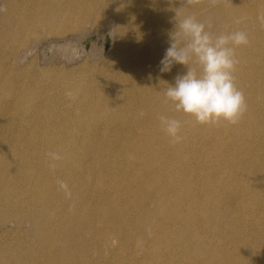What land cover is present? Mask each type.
<instances>
[{
    "label": "rangeland",
    "instance_id": "1",
    "mask_svg": "<svg viewBox=\"0 0 264 264\" xmlns=\"http://www.w3.org/2000/svg\"><path fill=\"white\" fill-rule=\"evenodd\" d=\"M76 1L0 0V264H221L219 247L230 251L232 264H264V22L257 18L264 0H104L121 18ZM37 2L56 12L42 33L21 26ZM178 8L208 20L215 35L247 34L248 43L235 49L234 83L245 103L236 123L198 124L166 102V85L158 87V79L172 84L186 71H159ZM52 44L83 52L66 61L48 54ZM150 46L158 49L150 51L158 61L152 71L135 80L114 75L116 66L126 70L123 57ZM161 115L181 121L179 141L163 131ZM31 131L33 154H12L10 135L25 139ZM50 152L61 159L50 160ZM76 175L80 186H69ZM56 181L67 185L50 191L56 210L32 201ZM29 212L46 222L58 214L65 220L43 239ZM224 226L231 231L225 241L213 239Z\"/></svg>",
    "mask_w": 264,
    "mask_h": 264
},
{
    "label": "clouds",
    "instance_id": "2",
    "mask_svg": "<svg viewBox=\"0 0 264 264\" xmlns=\"http://www.w3.org/2000/svg\"><path fill=\"white\" fill-rule=\"evenodd\" d=\"M194 2L185 0L189 4ZM174 12V27L168 33L169 47L160 61L159 71L170 72L173 65L184 66L186 71L177 75L172 84L157 80L158 87L161 83L166 85V102L201 125L236 123L245 103L234 83L235 49L248 43L247 34L237 30L214 35L194 16L183 14L180 8ZM257 18L264 22V13ZM159 119L166 135L174 142L179 141L181 121L166 115ZM47 155L52 161L61 159L55 152ZM60 187L67 189L63 182Z\"/></svg>",
    "mask_w": 264,
    "mask_h": 264
},
{
    "label": "bare ground",
    "instance_id": "3",
    "mask_svg": "<svg viewBox=\"0 0 264 264\" xmlns=\"http://www.w3.org/2000/svg\"><path fill=\"white\" fill-rule=\"evenodd\" d=\"M6 1V0H5ZM74 1V5H76L77 4V2L78 1H76V0H73ZM89 1H92L93 3H94V8H96V9H98V10H101V11H104V12H111L113 15H115V16H118L119 18H121L122 17V13H120L118 10H116V8H114V7H112V9H108L106 6H105V2H104V0H89ZM248 1V0H247ZM213 2V1H212ZM220 2V1H219ZM13 3V2H12ZM215 5H216V3H214ZM224 4V3H223ZM247 4V3H246ZM212 5V4H211ZM211 5H210V7H211ZM14 6V5H13ZM78 6V5H77ZM225 6V5H224ZM208 8H209V6H208ZM19 10V9H18ZM245 10V9H244ZM42 11L44 12V14H45V16L44 17H40L38 14H40V13H42ZM207 12H208V9L206 10ZM206 11H204V12H206ZM262 11V10H261ZM260 11V12H261ZM19 12V11H18ZM134 12H135V10H134ZM166 12V11H165ZM206 12V14H208ZM239 12H241L240 10H239ZM259 12V13H260ZM51 13V14H50ZM56 12H55V8L53 7V6H51V4L49 5H42L41 4V2H37V4L35 5V7H34V10L31 12V15H30V17L28 18V20H27V22H24V23H21V26H26V28L28 27L29 28V30H31V31H38L40 28H42L43 27V25L44 24H46V23H48V22H50L51 21V17H50V15H52V14H55ZM128 13V12H127ZM184 13V12H183ZM243 13V12H242ZM4 14V13H3ZM205 14V13H204ZM209 14H212V13H209ZM239 16L241 15L240 13H237ZM85 15H88V13L87 14H85ZM112 15V16H113ZM166 15V14H165ZM168 15V14H167ZM186 15V14H185ZM129 16V15H128ZM162 16V15H161ZM160 16V17H161ZM194 16H196L197 17V14L196 15H194ZM211 16V15H210ZM164 17V16H163ZM172 17V16H171ZM199 17V16H198ZM214 17V16H213ZM216 17V16H215ZM110 18H111V15H110ZM115 18V17H114ZM206 18V17H205ZM208 18H209V16H208ZM256 18V17H255ZM62 19V18H61ZM91 19H92V17H91ZM149 19V18H148ZM198 19V18H197ZM207 19V18H206ZM217 19V18H216ZM56 20H58V19H56ZM141 20V19H140ZM173 20V19H172ZM172 20H171V22H170V24L172 23ZM199 20H201V19H199ZM221 20V19H220ZM115 21H116V19H115ZM160 21V20H159ZM167 21V20H166ZM203 21V20H202ZM207 22H208V20H206ZM209 21H212V19L211 20H209ZM215 22H216V20H214ZM207 22H204L205 24L207 23ZM220 22V21H219ZM5 23H7V22H5L4 21V24ZM109 23V22H108ZM147 23V22H146ZM210 23V22H209ZM213 23V22H212ZM220 23H222V22H220ZM153 24H155V23H153ZM165 24V23H164ZM211 24V23H210ZM215 24H217V22L215 23ZM215 24H211L210 26L211 27H214L215 26ZM219 24V23H218ZM74 25V24H73ZM158 25H159V23H158ZM207 25V24H206ZM150 26V25H149ZM171 26V25H170ZM173 26V25H172ZM7 27H8V24H7ZM6 27V28H7ZM220 27V26H219ZM218 27V28H219ZM236 27V26H235ZM250 27V26H249ZM24 28V27H23ZM55 28V27H54ZM116 28V27H115ZM167 28H169V27H167ZM172 28V27H171ZM215 28H216V26H215ZM211 29V28H210ZM227 29V28H226ZM231 29V28H230ZM82 30V29H81ZM123 30V29H122ZM220 30V29H219ZM228 30V29H227ZM233 30V29H232ZM231 30V31H232ZM236 30V29H235ZM242 30V29H241ZM67 31H70V29L69 28H63L62 29V31L61 32H63V33H66ZM133 31H134V29H133ZM212 31H213V29H212ZM234 31V30H233ZM237 31V30H236ZM244 31V30H243ZM38 32H41V31H38ZM56 32V31H55ZM78 32V31H77ZM121 33H122V31H120ZM226 32H228V31H226ZM245 32V31H244ZM42 33V32H41ZM215 33H216V31H215ZM220 33H222L221 31H219L218 32V34H220ZM73 34V33H72ZM3 35V34H2ZM40 35V34H39ZM67 35V34H66ZM130 35V34H129ZM215 35V34H214ZM65 36V35H64ZM146 36V35H145ZM66 37V36H65ZM41 38V37H40ZM45 38V37H44ZM52 38V37H51ZM61 38V37H60ZM63 38V37H62ZM31 39V38H30ZM33 39V38H32ZM46 39V38H45ZM118 39V38H117ZM147 39V38H146ZM145 39V40H146ZM155 39V38H154ZM9 40H11V39H9ZM42 40H43V38H42ZM41 40V41H42ZM47 40V39H46ZM64 40V39H63ZM150 40H152L151 38H150ZM160 40V39H159ZM36 41V40H35ZM119 41V40H118ZM11 42V41H10ZM12 44V43H11ZM11 44H10V46H11ZM131 43H129V44H127V46L126 47H128V45H130ZM253 44V43H252ZM9 45V44H8ZM80 45V44H79ZM141 45V44H140ZM140 45H138V46H140ZM10 46H8V47H10ZM252 46V45H251ZM39 47V46H38ZM77 47V46H76ZM131 47V46H130ZM146 47V46H145ZM157 47V46H156ZM159 47V46H158ZM27 48V47H26ZM25 48V49H26ZM78 48V47H77ZM77 48H75V46H74V44H71V45H69V44H52V46H51V48H50V50L51 51H49L48 52V54H51V53H53V54H55L56 56H59L61 59H65L66 61H69V60H75V59H77V57H79L80 58V55L82 54V50H79V48L77 49ZM144 48V47H143ZM21 49H23V48H21ZM134 49V48H133ZM158 50L157 48H155L154 46H150V47H148V49H145V50H140V51H138L137 53H133V54H128L127 56H125V57H123V59L122 60H124V62H125V64H126V70H123V69H121L120 67H115V72H114V75H121V76H125V75H128V76H126L127 78H132V80H135V79H138V78H142V75H141V70L142 71H144L145 73H146V71H148V72H150V71H152L153 70V68H155V65L158 63V61H156L155 60V58H153L154 56H153V54H151L150 55V51H152V50ZM131 50V49H130ZM152 53V52H151ZM92 54H94V51L91 53V55ZM52 55V54H51ZM55 56V57H56ZM96 57V56H95ZM94 58V57H93ZM139 58H142V64H141V62L139 61ZM52 59H53V57H52ZM13 60V59H12ZM18 60V59H17ZM54 60V59H53ZM76 61V60H75ZM55 62V61H54ZM160 62V61H159ZM185 69V68H184ZM114 70V69H113ZM186 70V69H185ZM116 72H118V73H116ZM147 72V73H148ZM185 72V71H184ZM144 73V74H145ZM172 76H174V75H172ZM176 77V76H175ZM118 78H119V76H118ZM235 84H236V82H235ZM247 84V83H246ZM118 85V84H117ZM239 85H240V83H239ZM239 85H238V87H239ZM102 87H105V83L104 84H102ZM114 87H115V89H113L112 90V93L113 92H117V87H116V84H114ZM115 92V93H116ZM76 97V96H75ZM246 97H247V95H246ZM245 97V98H246ZM152 101V100H151ZM29 102V101H28ZM16 103H18V102H16ZM19 103H20V101H19ZM18 103V104H19ZM122 103V102H121ZM114 104H116V103H114ZM22 105V104H21ZM97 105V104H96ZM111 105V104H110ZM141 106V105H140ZM144 105H142V107H143ZM147 108H148V106H146ZM105 109V108H104ZM110 109H112V108H110ZM127 109V108H126ZM143 109V108H142ZM126 111H128V110H126ZM11 114V113H10ZM139 114H140V111H139ZM141 115V114H140ZM40 120H39V118H38V116H35L34 118H33V122L35 123V125H37V123L39 122ZM141 125V124H140ZM142 126V125H141ZM140 126V127H141ZM139 128V127H138ZM140 129V128H139ZM138 129V130H139ZM257 130V129H256ZM140 131V130H139ZM138 131V132H139ZM33 133V134H32ZM102 133H104V131L102 132ZM116 133H117V131H116ZM33 135H35V132H30V134L28 135V136H26V138L25 139H19L16 135H15V137H14V135L13 134H11L10 136L12 137V139H13V148H12V150H11V153L12 154H17V155H19V154H26V155H32L33 154V151L30 149L31 147H33L32 146V138H34V137H32ZM140 135V134H139ZM125 137H128V135L127 136H125ZM124 137V138H125ZM137 137V136H136ZM123 138V139H124ZM124 141V140H123ZM139 141V140H138ZM126 143H124V145H125ZM139 144H140V141H139ZM133 145H135V144H133ZM128 147V146H127ZM141 147V146H140ZM87 148V147H86ZM132 149V148H131ZM133 149H135V147L133 148ZM4 150H5V145H3L2 144V146L0 147V153H2V152H4ZM126 151H128V149L126 148L125 149ZM130 151V150H129ZM129 151H128V153H129ZM132 151V150H131ZM134 151V150H133ZM254 151H256V149H254ZM85 153V152H84ZM133 154V153H132ZM132 154H130L131 155V157H132ZM41 157V156H40ZM43 157V156H42ZM41 157V158H42ZM41 158H40V161H41ZM90 158V157H89ZM130 159V158H129ZM43 160V159H42ZM98 163V162H97ZM261 165V162L259 163V166ZM263 165V164H262ZM258 167V166H257ZM120 169V168H119ZM261 171V170H260ZM203 172V171H202ZM206 172V171H205ZM204 173V172H203ZM202 173V174H203ZM155 175V174H154ZM206 175V174H205ZM207 176V175H206ZM253 176V175H252ZM92 177V176H91ZM204 177V176H203ZM141 178V177H140ZM207 178V177H206ZM253 179V178H252ZM69 181H68V184H69V186H80V182H81V177L79 176V175H76V177H71V178H69L68 179ZM249 180H251V179H249ZM99 181H100V179H99ZM97 182V181H96ZM156 182V181H155ZM154 183V182H153ZM136 184V183H135ZM147 186V185H146ZM145 186V187H146ZM156 186V185H155ZM58 187H60V184L56 181L54 184H50V186L48 187V188H44L45 190H47V195H43V198H36V199H32V201H35V202H42V204L44 205V206H46L47 208H49L50 210H56L58 207H56L55 206V204H56V202H57V198L55 197V196H51V194H50V191H51V193L52 192H54L55 193V191H56V189L58 188ZM166 187V186H165ZM163 188V187H162ZM165 189V188H164ZM217 189V188H216ZM146 190H148L147 188H146ZM164 191V190H163ZM161 192V191H160ZM164 192H166V191H164ZM163 192V193H164ZM150 195V194H149ZM158 195V194H157ZM155 196L156 198H158V196ZM160 195V194H159ZM164 196V195H163ZM206 196V195H205ZM149 197V196H148ZM153 197V196H152ZM141 198V197H140ZM206 198H207V196H206ZM183 199V198H182ZM204 199H205V197H204ZM216 199V197L213 199V200H215ZM21 200L22 201H24V200H26L25 199V197L23 196V198L21 197ZM141 201V200H140ZM155 201V200H154ZM169 201V200H168ZM167 200H166V202H168ZM205 201H206V199H205ZM204 201V202H205ZM29 202L30 203H32L31 202V199H29ZM151 202V201H150ZM157 202V201H156ZM160 202V201H159ZM34 203V202H33ZM152 203V202H151ZM160 203H162V202H160ZM182 203V202H181ZM160 205V204H159ZM159 205H157V206H159ZM162 205V204H161ZM179 205V204H178ZM177 205V206H178ZM163 206L164 205H162V208H163ZM152 208V207H151ZM154 210V209H153ZM180 210V209H179ZM32 211V210H31ZM201 212H203V210H201ZM40 213V212H39ZM42 213V212H41ZM56 213H60V211H58V212H56ZM162 213V212H161ZM208 213H210V212H208ZM37 214V213H36ZM202 213H200V215H201ZM204 214V213H203ZM207 214V213H206ZM27 215H29L30 216V218H31V220L34 222V225H35V227H36V229H37V231L40 233V236L43 238V239H48V237H47V233L50 231V233H51V237H54L55 236V233L54 232H56V231H58V229L59 228H62V223L64 222V217L63 216H60L59 214H58V218H56V220L55 221H43V220H39L38 219V216L37 215H34L33 214V212H29V214H27ZM40 215V214H39ZM43 215V214H42ZM173 215H175V213L173 214ZM205 215V214H204ZM204 215H202L203 217H204ZM212 215H214V214H212ZM41 216V215H40ZM145 216V215H144ZM165 216V215H164ZM2 217V216H1ZM26 217H28V216H26ZM25 217V218H26ZM43 218V217H42ZM141 218V217H140ZM144 218V217H143ZM161 218V217H160ZM15 218H13V220H14ZM40 219H41V217H40ZM72 219H73V217H72ZM173 219V218H172ZM184 219V218H183ZM191 219V218H190ZM8 220V219H7ZM175 220V219H174ZM4 221V220H3ZM2 221V222H3ZM112 221V220H111ZM153 221V220H152ZM165 221V220H164ZM173 221V220H172ZM181 221H182V219H181ZM190 221V220H189ZM18 222H19V220H18ZM17 222V223H18ZM29 222H30V220H29ZM168 222V221H167ZM16 223V224H17ZM119 223V222H118ZM147 223V222H146ZM162 223H163V221H162ZM184 224H185V222H183ZM152 224V223H151ZM174 224V223H173ZM113 225V224H112ZM177 225V224H176ZM19 227V226H18ZM188 227V226H187ZM186 227V228H187ZM152 228V227H151ZM157 228V227H156ZM160 228V227H159ZM214 229H215V227H213ZM17 229V228H16ZM172 229V228H171ZM176 229H177V227H176ZM175 229V230H176ZM188 229V228H187ZM114 230V229H113ZM141 230V229H140ZM186 230V229H185ZM36 231V230H35ZM34 231V232H35ZM144 231V230H143ZM158 231H159V229H158ZM187 231V230H186ZM91 232V231H90ZM93 232V231H92ZM140 232V231H139ZM160 232V231H159ZM164 232V231H163ZM173 232V231H172ZM229 232H231L230 231V229L229 228H227L226 226H224L223 227V230H222V232H220L219 234H217L216 236H214V238L213 239H220L222 242L223 241H225V237L227 236L226 235V233H229ZM36 234H37V232H35ZM60 233V232H59ZM144 233V232H143ZM26 234V233H25ZM98 234V233H97ZM160 234V233H159ZM238 234H239V232H238ZM87 235V234H86ZM156 234H154L153 236H155ZM161 235H162V232H161ZM164 235H166V234H164ZM234 235H237L236 233H234ZM32 236V235H31ZM79 236V235H78ZM90 236H91V234H90ZM89 236V237H90ZM93 236H95V235H93ZM92 236V237H93ZM141 236V235H140ZM157 236V235H156ZM155 236V237H156ZM163 236V235H162ZM171 236V235H170ZM196 236H198V234H196ZM36 237V236H35ZM102 237V236H101ZM115 237H116V234H115ZM146 237H147V235H146ZM164 237V236H163ZM175 237V236H174ZM179 237H180V234H179ZM27 238H30V237H27ZM62 238V237H61ZM60 238V236H59V239H61ZM103 238V237H102ZM106 238V237H105ZM131 238V237H130ZM159 238V237H158ZM181 238H183L182 236H181ZM237 237H235V239H236ZM58 239V240H59ZM90 239V238H89ZM88 239V240H89ZM111 239V238H110ZM117 239V238H116ZM115 239V240H116ZM149 239V238H148ZM153 239H155V238H153ZM160 239V238H159ZM172 239V238H171ZM37 240V239H36ZM40 240V239H39ZM99 240V239H98ZM137 240V239H136ZM163 240V239H162ZM179 240V239H178ZM182 240V239H181ZM74 241V240H73ZM78 241V240H77ZM104 241H105V239H104ZM124 241V240H123ZM153 241V240H152ZM166 241V240H165ZM128 242V241H127ZM131 242V241H130ZM175 242V241H174ZM173 242V243H174ZM177 242V241H176ZM56 243V242H55ZM117 243H118V241H117ZM133 243V242H132ZM139 243V242H138ZM140 243H142L143 244V241L142 242H140ZM139 243V244H140ZM144 243H145V241H144ZM158 242H156L155 243V245L157 244ZM162 243V242H161ZM165 243V242H164ZM171 243V242H170ZM137 244V243H136ZM168 244V243H167ZM186 244V243H185ZM185 244L183 243L182 245L183 246H185ZM151 245V244H150ZM154 245V246H155ZM161 245V244H160ZM120 246V245H119ZM118 246V247H119ZM132 246V245H131ZM172 246V245H171ZM73 247V246H72ZM117 247V248H118ZM136 247V246H135ZM143 247H144V245H143ZM151 247V246H150ZM166 247V246H165ZM164 247V248H165ZM63 248V247H62ZM61 248V249H62ZM101 248V247H100ZM121 248V247H120ZM148 248V247H147ZM156 248V247H155ZM159 247H157V249H158ZM65 249V248H64ZM76 249V248H75ZM82 249V248H81ZM137 249V248H136ZM141 249V248H140ZM157 249H156V251H157ZM162 249V248H161ZM74 250V249H73ZM101 250V249H100ZM146 250V249H145ZM144 250V251H145ZM71 251H72V249H71ZM113 251V250H112ZM144 251H143V254H144ZM216 251L218 252V251H220L222 254H223V256H224V259H223V261H222V263L221 264H232V260L230 259V251L228 250V249H226L225 247H219V248H217L216 249ZM62 252H64V251H62ZM75 252V251H74ZM73 252V253H74ZM79 252V251H78ZM119 252V251H118ZM121 252V251H120ZM65 253V252H64ZM110 253V252H109ZM113 253V252H112ZM111 253V254H112ZM115 253V252H114ZM123 253V252H122ZM155 253V252H154ZM185 253V252H184ZM192 253V252H191ZM59 254V253H58ZM66 254V253H65ZM125 254V253H124ZM123 254V255H124ZM132 254V253H131ZM79 255V254H78ZM95 255H97V254H95ZM145 255V254H144ZM143 255V256H144ZM154 255V254H153ZM185 255V254H184ZM216 255V254H215ZM58 256V255H57ZM83 256H84V254H83ZM129 256H131V255H129ZM135 256V255H134ZM142 256V257H143ZM151 256H152V254H151ZM262 256V258L264 257V255H261ZM55 257V256H54ZM119 257H121V256H119ZM137 257V256H136ZM163 257V256H162ZM200 257V256H199ZM6 258H7V256H6ZM52 258H53V256H52ZM111 258H112V256H111ZM127 258V257H126ZM138 258V257H137ZM136 258V259H137ZM49 259V258H48ZM51 259V258H50ZM122 259V258H121ZM41 260V259H40ZM100 260V259H99ZM112 260V259H111ZM127 260V259H126ZM139 260V259H138ZM21 261V260H20ZM19 261V262H20ZM102 261V260H101ZM134 261H136L135 259H134ZM146 261V260H145ZM212 261V260H211ZM68 262H69V260H68ZM85 262V261H84ZM210 262V261H209ZM75 263V262H74ZM106 263H108V262H106ZM143 263V262H142ZM26 264V263H25ZM69 264V263H68ZM73 264V263H72ZM79 264V263H78ZM131 264V263H130ZM161 264H167V262H166V260H163L162 261V263ZM237 264H239V263H237Z\"/></svg>",
    "mask_w": 264,
    "mask_h": 264
},
{
    "label": "water",
    "instance_id": "4",
    "mask_svg": "<svg viewBox=\"0 0 264 264\" xmlns=\"http://www.w3.org/2000/svg\"><path fill=\"white\" fill-rule=\"evenodd\" d=\"M110 44H111V40L109 38H107L105 40V42H104V45H105V53L109 50Z\"/></svg>",
    "mask_w": 264,
    "mask_h": 264
}]
</instances>
